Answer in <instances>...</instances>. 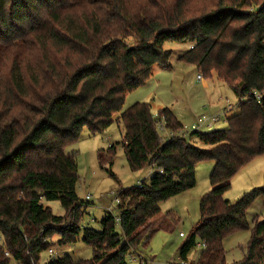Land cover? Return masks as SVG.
Returning <instances> with one entry per match:
<instances>
[{
  "label": "trees",
  "instance_id": "16d2710c",
  "mask_svg": "<svg viewBox=\"0 0 264 264\" xmlns=\"http://www.w3.org/2000/svg\"><path fill=\"white\" fill-rule=\"evenodd\" d=\"M172 42L190 43L177 60L222 80L237 98L225 127L184 135L168 108L154 116L148 103L136 102L120 112L154 64L171 67L164 45ZM160 117L175 133L165 140ZM115 118L129 169L151 175L120 189L117 213L107 211L95 229L81 223L87 206L76 193L74 152L65 149L83 128L95 135ZM114 154L111 143L98 153L99 165L110 167ZM262 154L264 0H0V264H128L150 237L159 203L191 188L202 161H213L210 189L179 258L203 242L192 264H264V219L246 217L264 187L223 197L233 175ZM53 200L62 215L46 204ZM239 230L249 231L245 252L227 262L223 240ZM79 240L91 258L41 262L51 245Z\"/></svg>",
  "mask_w": 264,
  "mask_h": 264
},
{
  "label": "rangeland",
  "instance_id": "374dc122",
  "mask_svg": "<svg viewBox=\"0 0 264 264\" xmlns=\"http://www.w3.org/2000/svg\"><path fill=\"white\" fill-rule=\"evenodd\" d=\"M127 43L132 44L133 39L128 38ZM188 46L190 43L187 42L166 43L164 47L172 51L171 68L168 70L157 68L152 75L150 74L145 84L128 92L120 112L136 102H146L150 105V111L154 116L161 108L170 109L182 124V132L185 135L192 130V124L197 123L203 115L211 116L218 113L220 117L209 127L204 121L199 131L206 132L225 127L226 116L234 112L229 109L225 114L226 105H235L237 98L222 80L214 77L204 78L212 88H202L201 80L197 78V75L201 73L190 64L177 63V56L187 50ZM201 122L202 119H200ZM123 133L122 124L115 118L103 132L95 135H91L86 128H83L77 142L65 149L67 152L73 151L75 155L78 176L76 193L87 206L81 220L83 225L99 229L100 219L107 211L117 213L115 196L120 189L137 186L139 182H148L150 179V168L139 171L129 169L120 144ZM158 134L160 138L166 139L164 132L158 130ZM111 143L115 146L112 165L101 167L98 153L100 151L105 153ZM212 167L213 161L199 162L195 168V184L159 203V213L150 220L149 228L152 229L150 237L146 243H140L137 249L130 252L127 257L128 264H139V262L165 264L170 261L180 264L182 262L178 250L192 227L199 221V203L202 196L210 189L208 177ZM110 172L115 176H112ZM257 187H264V154L253 158L238 170L230 180V187L223 197L234 201L244 192ZM86 195L89 199H85ZM46 204L53 214L64 213L59 201L53 200ZM255 216L264 219V196L262 195L257 197L246 211L249 222ZM180 232L183 236L179 235ZM248 238L249 231L239 230L223 240L227 262L242 258ZM51 248L56 255H67L74 261L92 257L91 247L81 240L61 246L51 245ZM200 250L201 246L197 244L190 250L183 264H192ZM47 258L45 251L41 255V262L44 263ZM8 264H16V262L10 259Z\"/></svg>",
  "mask_w": 264,
  "mask_h": 264
},
{
  "label": "built area",
  "instance_id": "2783aa9c",
  "mask_svg": "<svg viewBox=\"0 0 264 264\" xmlns=\"http://www.w3.org/2000/svg\"><path fill=\"white\" fill-rule=\"evenodd\" d=\"M197 78H198V79H201V74H198V75H197ZM254 94H255V96L257 97V100H259L260 95H257L256 93H254ZM231 108H232V106H230V105L228 104V106H227V108L225 109V111H226V110H229V109H231ZM155 116H156V115H155ZM219 117H220L219 114H212L211 116H205V115H203V116H201V118H200V119H202V122L200 123V119H198V122L195 123V124H192L191 128H192V130H198L199 127H200V125H201L204 121L206 122V125L209 127V126L212 125V122H216V121H218V120H219ZM155 124H156V128H157L159 131L164 132V133L166 134V135H165V138H166V139L170 138L171 136H173V135L175 134L174 132H170V131L167 129L163 117H160L158 120H156V123H155ZM182 130H183V129H182ZM182 130L180 131V134H184V135H185V133L182 132ZM192 130H191V131H192ZM138 186H139V187L141 186V183H140V182L138 183ZM85 199H89V196L86 195ZM115 201L118 202V196H117V194H116V196H115ZM179 235H180V236H183V233L180 232ZM198 245L201 246V248L204 247V243H203V242L198 243ZM47 256H48L49 259L55 258V257H56V252H55L51 247H49V248L47 249ZM183 262H185V261H182L180 264H183ZM165 264H177V263H175L174 261H170V262L165 263Z\"/></svg>",
  "mask_w": 264,
  "mask_h": 264
},
{
  "label": "crops",
  "instance_id": "0c3cea01",
  "mask_svg": "<svg viewBox=\"0 0 264 264\" xmlns=\"http://www.w3.org/2000/svg\"><path fill=\"white\" fill-rule=\"evenodd\" d=\"M188 47H189V46H188ZM170 50H171V49H170ZM171 53H172V51H171ZM170 57H171V56H170ZM176 59H177V58H176ZM177 63H182V62H180V61L177 60ZM170 65H171V63H170ZM190 65H192V64H190ZM171 66H172V65H171ZM192 66H194V65H192ZM157 68L159 69L160 67H159L158 65L154 64V65L152 66V68H151V72H150V74L152 75V74L154 73V71H155ZM170 68H171V67H170ZM170 68H169V69H170ZM194 68L196 69L195 66H194ZM160 69H161V68H160ZM166 70H168V69H166ZM196 70H197V69H196ZM197 72H198V70H197ZM149 77H150V76H149ZM214 78H215V77H214ZM148 79H149V78H148ZM148 79H147V80H148ZM196 79H197V78H196ZM198 80H201V87H202V88L207 89V87H210V86H209V82H206L205 79H204V77H201V79H198ZM210 88H212V87H210ZM213 89H214V88H213ZM229 105H230V106H233L232 104H229ZM227 106H228V105H226V107H227ZM217 114H218V113H217ZM162 139H163V138H162ZM163 140H164V139H163ZM254 159H255V158H254ZM251 161H252V160H251ZM248 163H249V162H248ZM246 164H247V163H246ZM246 164H245V165H246ZM243 166H244V165H243ZM243 166H242V167H243ZM242 167H241V168H242ZM241 168H240V169H241ZM237 172H238V171H237ZM237 172H236V173H237ZM236 173H235L234 175H236ZM234 175H233V176H234ZM232 178H233V177H232ZM232 178H231V179H232ZM16 264H17V263H16Z\"/></svg>",
  "mask_w": 264,
  "mask_h": 264
},
{
  "label": "bare ground",
  "instance_id": "6f19581e",
  "mask_svg": "<svg viewBox=\"0 0 264 264\" xmlns=\"http://www.w3.org/2000/svg\"><path fill=\"white\" fill-rule=\"evenodd\" d=\"M151 171V170H150Z\"/></svg>",
  "mask_w": 264,
  "mask_h": 264
}]
</instances>
